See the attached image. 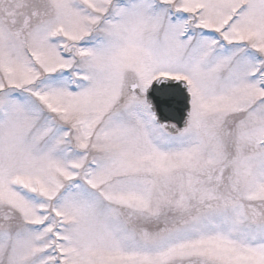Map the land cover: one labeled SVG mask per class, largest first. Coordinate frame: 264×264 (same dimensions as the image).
<instances>
[{"label":"snow or ice","instance_id":"6c2138e0","mask_svg":"<svg viewBox=\"0 0 264 264\" xmlns=\"http://www.w3.org/2000/svg\"><path fill=\"white\" fill-rule=\"evenodd\" d=\"M0 264H264V0H0Z\"/></svg>","mask_w":264,"mask_h":264}]
</instances>
